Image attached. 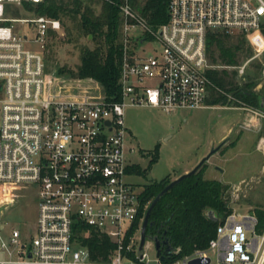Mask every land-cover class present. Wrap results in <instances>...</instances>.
I'll return each instance as SVG.
<instances>
[{
  "label": "built area",
  "instance_id": "2783aa9c",
  "mask_svg": "<svg viewBox=\"0 0 264 264\" xmlns=\"http://www.w3.org/2000/svg\"><path fill=\"white\" fill-rule=\"evenodd\" d=\"M42 1L0 0V207L12 204L15 194L9 190L20 187L35 189L38 200L34 233L26 242L13 229L8 243H0V264H201L191 262L196 258H208L210 264L212 254L221 264H264V228L256 230L252 211H231L207 247L189 255L157 254L154 242L146 239L138 256L146 206L142 187L128 180L135 149L124 123L127 106L165 113L206 108L213 87L207 70L215 68L206 54L208 33L250 35L256 43L253 55L243 65L225 66L243 74L264 51V0H165L167 20L156 28L124 0L119 5L117 99L107 98L91 78L66 83L46 73L44 51L49 32L59 28L58 19L5 16L9 4L27 7ZM22 24L33 32L32 39ZM147 41L160 46L146 53ZM85 83L99 87V93L85 89ZM80 224L114 242L107 261L90 259L78 241ZM148 244L154 246L152 258L145 251Z\"/></svg>",
  "mask_w": 264,
  "mask_h": 264
},
{
  "label": "trees",
  "instance_id": "16d2710c",
  "mask_svg": "<svg viewBox=\"0 0 264 264\" xmlns=\"http://www.w3.org/2000/svg\"><path fill=\"white\" fill-rule=\"evenodd\" d=\"M95 1L100 3L99 12L86 4L85 0H43L33 6L28 4L27 7L34 14L59 19L63 26V16L76 20L78 30L90 39L93 46L81 47L79 63L75 68L63 66L57 69L58 72L75 78H91L99 83L107 98L117 99L122 57L119 5L124 0ZM129 3L151 27L156 28L167 20L165 0H144L139 4L135 0H129ZM261 31L264 34V24ZM233 34H237L236 42H231L230 33H208L206 54L210 64L234 66L238 65L242 56L249 58L252 55L244 36L241 33ZM207 75L213 84L207 103H228L229 94L237 100L235 103L264 109V103H261L264 94L252 90L255 85L253 80L240 85L235 80L236 71L229 72L224 68H210ZM157 159L158 152L155 149L147 168ZM147 168L132 165L127 171L145 175ZM204 169L205 163L193 175L176 183L162 195L150 212L146 234L166 240L171 247L170 251L178 250L176 254H172L161 249V253L166 256L182 257L197 249L206 248L217 225L232 211L227 186L216 179L204 178ZM170 181L168 174L161 180L145 183L141 193L142 205L147 208L155 195ZM208 210L214 212L216 221L208 217ZM256 217V230L261 232L264 228V212L257 210ZM78 241L89 250L90 259L98 262L107 261L115 248L114 242L107 235L84 224L78 225Z\"/></svg>",
  "mask_w": 264,
  "mask_h": 264
},
{
  "label": "rangeland",
  "instance_id": "374dc122",
  "mask_svg": "<svg viewBox=\"0 0 264 264\" xmlns=\"http://www.w3.org/2000/svg\"><path fill=\"white\" fill-rule=\"evenodd\" d=\"M142 3L144 0H135ZM85 3L92 7L96 12L100 10L98 1L85 0ZM132 7V6H131ZM136 11L135 9H133ZM34 15L32 9L28 7H19L15 4L7 5L5 13L9 18H25ZM62 22L59 21V28L52 29L46 43L44 58L46 73L56 78L57 81L70 83L75 77L66 73H59L58 68H75L79 63L81 47H92L93 43L87 39L72 19L63 16ZM20 26L19 23H17ZM23 29L29 39L33 38V32L27 24H22ZM136 33L131 31L130 34ZM246 40V46L255 52L256 43L252 41L250 35L242 34ZM264 35V34H263ZM231 42H236L237 34L231 35ZM29 48L40 50L37 44H27ZM160 43L150 41L144 44L146 53L153 52V49L159 48ZM49 58V60H48ZM248 58L242 56L239 66L243 65ZM227 65L216 64V69H226L236 71L235 80L238 84L253 80L255 85L253 91L264 94V54L247 63L243 74H239L237 68L225 67ZM85 89H94V94L99 93V87L93 83L82 85ZM82 89V88H80ZM84 90V89H83ZM210 95V94H209ZM208 95V97H209ZM264 98V97H263ZM230 102L225 104H210L206 102L207 107L202 109H179L172 113H165L159 109L145 106H127L124 109V123L130 132L129 143L134 147L135 152L131 155L132 165H139L142 169L147 168L149 161L155 149L158 152L157 161L153 162L147 168L145 175H138L136 172L128 178L139 187L151 180H161L166 175H170L171 180L175 179L185 169L191 170L199 160L205 156L214 146H217L219 140L234 122L237 137L239 132H249L253 136L245 147L257 149L255 159L251 157V168L255 169L254 176L250 178L247 187L239 188L238 192H233L230 185L220 181L227 186L229 204L232 211L236 214H244L252 211L257 214V210L264 212V148L260 136L264 134V109L253 106H244L238 103L228 94ZM242 114V115H241ZM233 127V126H232ZM217 143V144H215ZM234 142H231L232 144ZM264 144V143H263ZM260 146V147H259ZM225 145L222 144L220 151L223 152ZM217 154H212L205 163V169L209 168L203 177H215L220 174L215 170L216 165L224 166V162H219ZM196 162V164H194ZM131 165V166H132ZM261 169V170H260ZM188 170V171H189ZM217 180V179H216ZM219 181V180H218ZM243 189V190H242ZM0 191L2 189L0 188ZM8 191V189H5ZM15 194V200L0 213V243L8 238L13 229H18L24 241L35 231L38 200L35 189L31 187H20L17 190H9ZM9 195V194H7ZM147 242H145V245ZM146 247V246H145ZM145 251L149 257H154L155 250L153 244H148ZM210 264H221L214 254L211 255Z\"/></svg>",
  "mask_w": 264,
  "mask_h": 264
},
{
  "label": "crops",
  "instance_id": "0c3cea01",
  "mask_svg": "<svg viewBox=\"0 0 264 264\" xmlns=\"http://www.w3.org/2000/svg\"><path fill=\"white\" fill-rule=\"evenodd\" d=\"M264 51L257 58L263 56ZM242 115V114H241ZM234 122L229 126L227 132L219 139L223 141V145L225 148L223 152L220 151L221 147L214 153L219 157V162H224V166L216 165L215 170L220 174V176L208 177L206 179H217L222 181L224 179V183L230 185L233 192H238L239 188L247 187L249 185L250 178L254 176L255 169L251 168V157L255 159L257 155V149H251L250 146L247 148L246 143L249 142L250 138L253 136L249 132H239L240 136L237 137V129L235 130ZM233 126V127H232ZM262 139V147L264 148V134L260 136ZM221 141V142H222ZM220 142V143H221ZM231 142H234L230 144ZM217 144V143H215ZM215 147V146H214ZM260 147V146H259ZM264 157V156H263ZM210 158V157H209ZM195 161L194 164H196ZM207 162V161H206ZM205 162V163H206ZM189 169H185L182 173L187 172ZM261 170V169H260ZM209 171V168L205 169L204 174ZM262 174L264 173V169L261 170ZM244 189V188H243ZM242 189V190H243Z\"/></svg>",
  "mask_w": 264,
  "mask_h": 264
},
{
  "label": "water",
  "instance_id": "95a60500",
  "mask_svg": "<svg viewBox=\"0 0 264 264\" xmlns=\"http://www.w3.org/2000/svg\"><path fill=\"white\" fill-rule=\"evenodd\" d=\"M261 103L262 104L264 103L263 97L261 98ZM222 144H223V141L221 143H219L217 146L213 147L205 156H203L199 160V162L191 170H189L185 173H182L181 175H179L175 179L171 180L151 200V202L149 203L148 207L145 210L143 220H142V224H141L140 241H139V246H138V256L139 257H141V255H142V246H143L146 239H149V240L154 242V246H155V250H156L157 254H160V252H161V245L165 246V248H164L165 251L169 252L171 250V247L166 240H160L156 236H150V235L146 234V226H147V223L149 220L150 212L153 209V207L155 206V204L158 202V200L162 197V195H164L170 188H172L176 183H178L182 179L193 175L209 159V157L212 154H214L222 146ZM2 209H3V207H0V210H2ZM206 214L213 221L217 220V217L212 210H208L206 212ZM161 258H163V255H161ZM191 262L192 263L207 264L209 262V259L208 258H202V259L196 258V259L191 260Z\"/></svg>",
  "mask_w": 264,
  "mask_h": 264
},
{
  "label": "flooded vegetation",
  "instance_id": "af4514ba",
  "mask_svg": "<svg viewBox=\"0 0 264 264\" xmlns=\"http://www.w3.org/2000/svg\"><path fill=\"white\" fill-rule=\"evenodd\" d=\"M142 188H143V186H142ZM149 205V204H148ZM148 207V206H147ZM160 240H163V239H160ZM165 248V246L164 245H161V249H164Z\"/></svg>",
  "mask_w": 264,
  "mask_h": 264
}]
</instances>
